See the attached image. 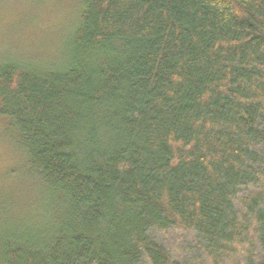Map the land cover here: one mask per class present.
<instances>
[{"label":"trees","instance_id":"1","mask_svg":"<svg viewBox=\"0 0 264 264\" xmlns=\"http://www.w3.org/2000/svg\"><path fill=\"white\" fill-rule=\"evenodd\" d=\"M81 2L66 60H0L50 204L0 264H264V0Z\"/></svg>","mask_w":264,"mask_h":264},{"label":"rangeland","instance_id":"2","mask_svg":"<svg viewBox=\"0 0 264 264\" xmlns=\"http://www.w3.org/2000/svg\"><path fill=\"white\" fill-rule=\"evenodd\" d=\"M81 0H0V60L56 65L66 60ZM0 118V237L34 229L50 209L41 182Z\"/></svg>","mask_w":264,"mask_h":264}]
</instances>
